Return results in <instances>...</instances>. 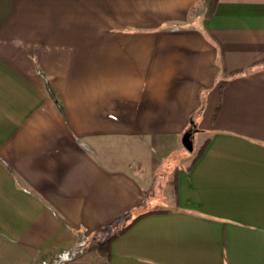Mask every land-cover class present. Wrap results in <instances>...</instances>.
I'll list each match as a JSON object with an SVG mask.
<instances>
[{
  "label": "crops",
  "instance_id": "0c3cea01",
  "mask_svg": "<svg viewBox=\"0 0 264 264\" xmlns=\"http://www.w3.org/2000/svg\"><path fill=\"white\" fill-rule=\"evenodd\" d=\"M0 264H264V0H0Z\"/></svg>",
  "mask_w": 264,
  "mask_h": 264
},
{
  "label": "water",
  "instance_id": "95a60500",
  "mask_svg": "<svg viewBox=\"0 0 264 264\" xmlns=\"http://www.w3.org/2000/svg\"><path fill=\"white\" fill-rule=\"evenodd\" d=\"M183 144L189 151H193V141L190 137V134L187 133L184 135Z\"/></svg>",
  "mask_w": 264,
  "mask_h": 264
},
{
  "label": "trees",
  "instance_id": "16d2710c",
  "mask_svg": "<svg viewBox=\"0 0 264 264\" xmlns=\"http://www.w3.org/2000/svg\"><path fill=\"white\" fill-rule=\"evenodd\" d=\"M206 144H207V143L205 142V143L202 145V147L200 148V151H199V153L197 154V156L195 157L194 161L200 156V154L202 153V151H203L204 148L206 147ZM140 217H141V215H140L139 217H137V219H135V221H137ZM135 221H134V222H135ZM134 222H133V223H134ZM133 223H132V224H133ZM132 224H130L129 226H131ZM129 226H127V227H129ZM125 229H126V228H125Z\"/></svg>",
  "mask_w": 264,
  "mask_h": 264
},
{
  "label": "rangeland",
  "instance_id": "374dc122",
  "mask_svg": "<svg viewBox=\"0 0 264 264\" xmlns=\"http://www.w3.org/2000/svg\"><path fill=\"white\" fill-rule=\"evenodd\" d=\"M193 147H195V148H197V145L196 146H194V144H193ZM200 151V150H199ZM199 153V152H198ZM173 181H174V178H173Z\"/></svg>",
  "mask_w": 264,
  "mask_h": 264
}]
</instances>
